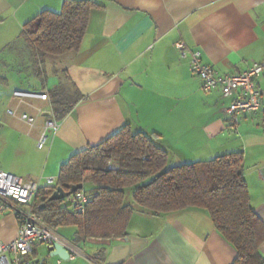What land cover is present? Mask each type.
<instances>
[{"label":"crops","instance_id":"crops-1","mask_svg":"<svg viewBox=\"0 0 264 264\" xmlns=\"http://www.w3.org/2000/svg\"><path fill=\"white\" fill-rule=\"evenodd\" d=\"M98 8L78 52L62 56L51 76L35 77L24 26L44 11L60 13L64 0H0V117L29 114L28 128L15 146L18 163L10 170L24 182L59 178L69 159L98 145L125 126L144 132L169 154V166L205 162L243 153L251 205L264 222V78L259 83L263 110L245 115L235 128L226 115L230 100L205 93L181 59L177 43L200 51L220 74L246 71L264 62V0H94ZM48 58V57H44ZM44 65V64H43ZM60 85L79 90L83 99L60 122L45 150L37 148L50 101L16 97ZM50 97V96H49ZM15 107V111L11 107ZM43 112V113H41ZM0 121L1 118H0ZM6 146V145H5ZM92 192L91 184L84 186ZM127 192V190H126ZM133 191H131V198ZM127 197V195H126ZM127 237L78 239L77 227L56 230L70 253L68 261L52 246L35 245L32 264H233L235 249L215 228L208 213L190 209L153 215L133 202ZM13 213L0 216V242L18 237ZM264 256V244L261 247ZM71 256H74L72 258Z\"/></svg>","mask_w":264,"mask_h":264},{"label":"trees","instance_id":"trees-1","mask_svg":"<svg viewBox=\"0 0 264 264\" xmlns=\"http://www.w3.org/2000/svg\"><path fill=\"white\" fill-rule=\"evenodd\" d=\"M97 8L94 0H64L60 13L44 11L24 26L21 36L32 49L35 77L44 78L41 58L80 50ZM49 96L58 121L83 99L75 85H60ZM109 164L114 168L108 169ZM87 184L96 196L84 214L72 210L70 198L51 200L58 188L70 193L83 186L79 191H86ZM128 189H134V204L153 215L206 211L237 252L233 264H264V222L251 205L243 153L170 167L168 152L148 134L133 133L130 126L73 155L62 165L56 184L41 187L33 209L53 230L77 227L81 241L123 239L133 214L125 204Z\"/></svg>","mask_w":264,"mask_h":264},{"label":"built area","instance_id":"built-area-1","mask_svg":"<svg viewBox=\"0 0 264 264\" xmlns=\"http://www.w3.org/2000/svg\"><path fill=\"white\" fill-rule=\"evenodd\" d=\"M181 59H189L192 74L201 82V89L205 93L219 91L230 100L226 115L237 128L245 115L258 114L263 110V94L259 83L264 78V62L254 63L246 71L235 74H220L212 66L203 61L200 51L189 50L183 42L177 43ZM16 97H33L41 101H50L48 91L39 94L16 92ZM43 113V112H41ZM44 131L37 142L39 150H45L50 137L60 128V122L52 112ZM22 120L34 127L36 119L23 115ZM109 164L108 169H113ZM49 186L56 184L54 178L45 179ZM43 180L24 182L22 179L0 172V216L13 213L19 224L18 237L11 243L0 242V264H32L31 255L35 245L53 246L61 244L62 239L34 212L35 199L42 187ZM96 196L95 192L78 191L70 197L72 210L77 214H84L86 205ZM74 258V256H71Z\"/></svg>","mask_w":264,"mask_h":264},{"label":"rangeland","instance_id":"rangeland-1","mask_svg":"<svg viewBox=\"0 0 264 264\" xmlns=\"http://www.w3.org/2000/svg\"><path fill=\"white\" fill-rule=\"evenodd\" d=\"M63 59L65 58H41L39 63H41L42 71L44 72L45 70L46 72L45 77L51 76V70L62 68ZM11 109L15 111L14 106H12ZM23 112H26L24 108H22L20 112L16 114V117L9 116L8 113L5 112L0 117L2 120L0 121V169L10 170L12 165H16L18 163V157L15 154V146L17 145L20 136L22 134L26 135L28 131L27 126L18 120V117L23 116ZM27 115L31 117L29 114ZM133 190L134 189H128L126 192L127 203L132 202L131 191Z\"/></svg>","mask_w":264,"mask_h":264},{"label":"water","instance_id":"water-1","mask_svg":"<svg viewBox=\"0 0 264 264\" xmlns=\"http://www.w3.org/2000/svg\"><path fill=\"white\" fill-rule=\"evenodd\" d=\"M259 174L262 180L264 181V167L260 169ZM82 188L83 186L77 189H73L70 193H66L62 188H58L57 191L54 193V195L51 197V200L56 201V200H64L70 198L74 193L81 190ZM50 250L54 252L56 256H59L64 261H68L70 259L69 251L66 248H64L62 245L55 244L52 246Z\"/></svg>","mask_w":264,"mask_h":264}]
</instances>
